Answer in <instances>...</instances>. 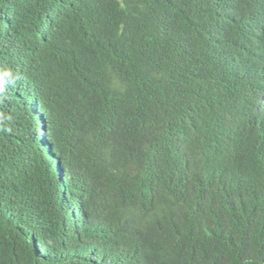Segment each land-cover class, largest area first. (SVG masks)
I'll return each instance as SVG.
<instances>
[{"label": "trees", "instance_id": "obj_1", "mask_svg": "<svg viewBox=\"0 0 264 264\" xmlns=\"http://www.w3.org/2000/svg\"><path fill=\"white\" fill-rule=\"evenodd\" d=\"M0 264H264V0H0Z\"/></svg>", "mask_w": 264, "mask_h": 264}, {"label": "clouds", "instance_id": "obj_2", "mask_svg": "<svg viewBox=\"0 0 264 264\" xmlns=\"http://www.w3.org/2000/svg\"><path fill=\"white\" fill-rule=\"evenodd\" d=\"M15 82V76L11 70L5 68L0 69V95L5 92V84H13ZM3 114H0V119H6Z\"/></svg>", "mask_w": 264, "mask_h": 264}]
</instances>
